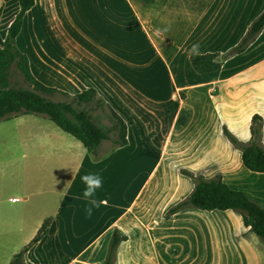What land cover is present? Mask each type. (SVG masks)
<instances>
[{
    "label": "crops",
    "instance_id": "obj_1",
    "mask_svg": "<svg viewBox=\"0 0 264 264\" xmlns=\"http://www.w3.org/2000/svg\"><path fill=\"white\" fill-rule=\"evenodd\" d=\"M13 1L3 19L6 0H0V22L4 20L0 36L17 10V0ZM35 2L23 14L16 44L27 23V12ZM66 3L68 38L56 39V32L50 31L52 51L45 56L38 54L33 61L28 52L17 46L26 53L33 75L43 83L70 93L94 87L124 120L126 143L108 148L103 156L93 159L69 133L66 137L48 125L46 129L22 131L28 139L21 146L22 153L33 155V161L28 160L25 166L36 171L37 184L22 197L8 196L9 202L18 201L14 205L17 213L2 217L16 218L17 222L2 233L10 242L3 264L29 240L45 217H49L46 232L24 251V264H101L113 227L126 234L115 248L113 264H118L119 252L128 257V264L134 258L143 259L137 251L144 248L151 253L152 247L161 246L162 241L157 239H163V230L158 237L157 229L136 225L138 198L141 200L143 191L155 182L169 186L164 171L172 168L177 177L166 191L165 198L170 199L158 209L165 221L191 209L207 212L186 207L168 218L162 216L165 208L192 186L190 177L179 172L181 167L204 176L219 174L229 186L244 190L262 205L264 172L242 165L240 149L228 140L222 125L236 139L246 141L250 135V116L257 113L261 116L260 139L264 146V25L243 50L221 58L220 66L212 72L196 71L188 53L193 44L199 45V52L223 53L244 33L264 7V0H68ZM122 19L135 29L141 27L145 36L139 43L141 47L137 48L138 43H122ZM134 33H129V41L137 39ZM152 59L167 74L166 87L155 82L154 72L148 67ZM31 62L38 65L34 70ZM40 67L45 71L54 69L55 74L49 75ZM170 100H177V105L165 113L164 106ZM88 173H97L103 180L92 197L99 206L93 208L90 217L85 211L90 205L83 197L85 185L81 180ZM29 194L35 195L30 198ZM229 211L232 210H222L227 216ZM27 218L33 220L24 225ZM237 218L245 228L239 214ZM103 238L106 244L99 260L82 256ZM256 247L258 254L260 246ZM250 252L254 255L253 250ZM245 256L247 264H251L246 252ZM156 259L151 258L145 264L164 263L162 258ZM254 264H264V257L255 255Z\"/></svg>",
    "mask_w": 264,
    "mask_h": 264
},
{
    "label": "rangeland",
    "instance_id": "obj_2",
    "mask_svg": "<svg viewBox=\"0 0 264 264\" xmlns=\"http://www.w3.org/2000/svg\"><path fill=\"white\" fill-rule=\"evenodd\" d=\"M66 2L68 0H36L35 5L27 12V17H25L27 23L23 25L17 44L29 53L32 61L34 57L37 58L38 54L45 56V53L52 51L49 46L50 31L56 32V39H59V37L61 39L68 38V8H66L68 4ZM13 3V0H6L3 19L9 14ZM120 22L122 43L139 44L143 41V38L145 39L141 27L138 26L135 29L132 25H129L128 20L122 19ZM3 23L4 20L0 22V30H2ZM129 33H134L137 36L135 42L127 39L131 36ZM141 45L139 44L137 48ZM46 59L54 61L47 57ZM39 61L41 62L40 58ZM149 61L148 67L153 70L150 72H154L155 82L166 87L167 81L164 77L167 74L160 67L157 60L152 59ZM34 66L37 67L38 65L31 62L32 69L35 68ZM44 66L47 65L43 62ZM43 67L40 68L44 70ZM63 69L61 66V70ZM47 70L44 71L49 75L51 73L55 74L54 69L47 68ZM9 72L11 84L26 85L20 72L13 64H11ZM140 76L144 77L145 74ZM159 94H161L160 91ZM52 97L62 98L63 96L54 94ZM47 125L68 137V133L55 126L41 113H22L0 119V264H3L6 260V254L9 251L8 244L10 243L2 233L17 222L16 218L3 219L6 217H2L10 212L17 213L14 210V205L18 201L9 202L7 200L8 196L22 197L26 192L32 191L35 188L34 185L37 184L36 171L27 169L25 166L28 160L33 161V155L30 156L29 152L25 153V156L23 155L21 146L28 139L21 132H27L38 127L46 129ZM101 143L97 151L98 156H103L104 150L113 147L108 139ZM164 172L169 186L164 187L160 181V184L155 182L152 187H147V191L144 190L143 195H141L142 199L138 198L135 209L137 226L149 225L154 230L157 229L156 236L158 237H160L163 230V239H157L162 241V245L152 247L151 253L144 248L138 250V254L143 259L134 258L131 260L132 264L150 263L151 258L154 261H157L156 258H162L163 264H247L245 252L249 255L251 264H254L255 255L259 258L264 257V240L251 233L247 227H242L236 212L229 211L230 216H227L219 210H207L206 212L191 209L171 220L161 219L158 209L170 199L165 198L166 191L171 189L170 182L177 177L174 168ZM34 195L29 194L28 196L32 198ZM263 203L261 204L264 207ZM9 217H15V215H9ZM19 220L21 221V219ZM32 220L25 219L24 225L30 224ZM101 240L103 241L98 246L90 247L82 256L91 260H99L105 248L106 238ZM257 245L260 246L258 254H256ZM252 250L254 255L250 252ZM144 259H146L145 263ZM128 261V257L119 252L118 264H128Z\"/></svg>",
    "mask_w": 264,
    "mask_h": 264
},
{
    "label": "trees",
    "instance_id": "obj_3",
    "mask_svg": "<svg viewBox=\"0 0 264 264\" xmlns=\"http://www.w3.org/2000/svg\"><path fill=\"white\" fill-rule=\"evenodd\" d=\"M34 0H17V10L0 36V119L22 113H41L56 126L69 133L85 147L93 159L103 139L112 146L126 143V125L122 117L104 100L92 86L70 93L55 86L47 85L37 79L29 68L26 53L16 44L24 12ZM264 25V7L250 21L240 38L223 53L218 51L199 52L190 56L192 67L198 72H212L225 58L243 50ZM13 64L20 72L26 85L11 84L9 68ZM60 94L62 98H53ZM182 97L183 93L179 92ZM177 100H170L164 106V112L173 110ZM95 111V112H94ZM104 119V120H103ZM182 120V117L179 119ZM261 116L253 113L249 122V138L246 141L236 139L222 125V131L228 140L240 149V160L249 170L264 172V146L261 142ZM179 172L190 177L191 188L180 199L168 205L162 213L164 218L174 212L193 207L203 210L231 209L240 215L241 222L253 234L264 240V207L250 198L242 189L233 188L221 179L219 174L204 176L199 172L181 167ZM49 223V217L42 219L29 240L14 252L5 264H24V251L43 236ZM126 234L113 227L106 253L101 264H113L115 248Z\"/></svg>",
    "mask_w": 264,
    "mask_h": 264
},
{
    "label": "clouds",
    "instance_id": "obj_4",
    "mask_svg": "<svg viewBox=\"0 0 264 264\" xmlns=\"http://www.w3.org/2000/svg\"><path fill=\"white\" fill-rule=\"evenodd\" d=\"M188 54L190 56L199 55V45L193 44ZM81 180L85 185V188L83 189V197L88 200V204L90 205L86 207L85 211L90 217L92 215L93 208L99 206L97 201L92 197H94L96 189L102 187L103 180L102 177L97 173L85 174L81 177Z\"/></svg>",
    "mask_w": 264,
    "mask_h": 264
},
{
    "label": "built area",
    "instance_id": "obj_5",
    "mask_svg": "<svg viewBox=\"0 0 264 264\" xmlns=\"http://www.w3.org/2000/svg\"><path fill=\"white\" fill-rule=\"evenodd\" d=\"M11 199H16V197H10ZM86 264H95V263H92V262H88Z\"/></svg>",
    "mask_w": 264,
    "mask_h": 264
}]
</instances>
